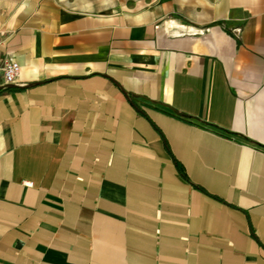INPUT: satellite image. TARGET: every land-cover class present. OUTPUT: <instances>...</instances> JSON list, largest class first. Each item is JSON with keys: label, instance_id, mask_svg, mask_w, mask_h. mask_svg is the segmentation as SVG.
Returning a JSON list of instances; mask_svg holds the SVG:
<instances>
[{"label": "crops", "instance_id": "1", "mask_svg": "<svg viewBox=\"0 0 264 264\" xmlns=\"http://www.w3.org/2000/svg\"><path fill=\"white\" fill-rule=\"evenodd\" d=\"M6 60L0 264H264V0H0Z\"/></svg>", "mask_w": 264, "mask_h": 264}, {"label": "built area", "instance_id": "2", "mask_svg": "<svg viewBox=\"0 0 264 264\" xmlns=\"http://www.w3.org/2000/svg\"><path fill=\"white\" fill-rule=\"evenodd\" d=\"M0 71L3 77V84L10 85L17 83L21 72L20 64L15 60H6L0 66Z\"/></svg>", "mask_w": 264, "mask_h": 264}, {"label": "water", "instance_id": "3", "mask_svg": "<svg viewBox=\"0 0 264 264\" xmlns=\"http://www.w3.org/2000/svg\"><path fill=\"white\" fill-rule=\"evenodd\" d=\"M10 87H16V85L15 84L4 85V86L0 87V90L5 89V88H10Z\"/></svg>", "mask_w": 264, "mask_h": 264}]
</instances>
